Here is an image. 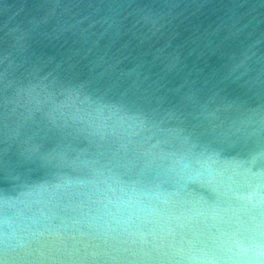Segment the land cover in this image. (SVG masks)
<instances>
[{"label":"water","instance_id":"water-1","mask_svg":"<svg viewBox=\"0 0 264 264\" xmlns=\"http://www.w3.org/2000/svg\"><path fill=\"white\" fill-rule=\"evenodd\" d=\"M0 264H264V0H0Z\"/></svg>","mask_w":264,"mask_h":264},{"label":"clouds","instance_id":"clouds-1","mask_svg":"<svg viewBox=\"0 0 264 264\" xmlns=\"http://www.w3.org/2000/svg\"><path fill=\"white\" fill-rule=\"evenodd\" d=\"M115 211L127 214L129 217L133 214L143 211L142 208L136 203L134 198L122 201L115 206Z\"/></svg>","mask_w":264,"mask_h":264}]
</instances>
